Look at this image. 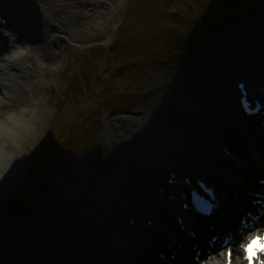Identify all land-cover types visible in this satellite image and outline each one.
<instances>
[{
	"label": "bare ground",
	"instance_id": "obj_1",
	"mask_svg": "<svg viewBox=\"0 0 264 264\" xmlns=\"http://www.w3.org/2000/svg\"><path fill=\"white\" fill-rule=\"evenodd\" d=\"M20 1L23 0H0V15L14 17L15 13L12 12L11 7L19 6ZM236 1L229 0V5L231 3L235 8L234 3ZM30 4L33 5L32 9L37 5V12H34L33 17L37 19L41 29L39 28V31L33 32L11 23L16 29L12 31L11 40L13 42L10 45L8 40L6 41L8 36H10L7 34L9 32L7 31L6 33V30L5 32L3 30L5 34L3 33L2 35L1 33L0 35L3 50L8 51L12 48L23 47L15 55L9 56V63L6 64V68L0 69L3 79L9 81V83L5 84L0 83V91H2V93L0 92V157L2 163L9 165L14 162L13 160L17 159H12L11 152L20 151L19 142L27 148V142L38 134L39 126L42 125L48 115L47 110L43 106L45 99L42 95L46 87L48 89L52 87L44 85L41 76L46 77L57 70L52 68L50 59L54 55L57 57L61 55L64 50V48H61L63 45H78L66 42L67 37L62 33L78 43L106 38L109 36L108 32L111 29L112 22L119 15L122 5L121 0H32ZM241 13L244 18L247 17L246 20L244 19L243 26L237 27V25L234 27L236 29L220 39L215 46H218V50H223L228 46L226 45L228 43L230 51L233 50V59L236 65H241L242 60L246 63L250 61L249 58H254L253 64L255 65L251 67L254 70L253 78L256 82L264 84V12L262 13L261 11L259 13L260 16H254V20L253 16L249 17L246 9ZM252 22L254 26H249ZM58 30L62 33L55 32ZM16 34L20 35L16 37ZM21 37L24 39H21ZM37 39H43L45 45L30 44ZM247 59L249 61H245ZM253 64L251 63L249 66H253ZM14 68H18L20 71L14 72ZM186 68H183V70ZM178 73L179 71L175 68L167 70L164 78H170V81L162 83V90L165 89L163 91L165 92V95L163 94L164 97L154 102L150 106L148 113L134 120L136 122L133 123V127L137 128L138 125L136 123L138 122L140 124L144 123L146 125L145 129L160 134L159 136L162 138L158 139L156 144L164 145L167 150H171V143L178 136L181 139L182 133L189 135L194 140V154L201 155L206 163V170L203 169V174L215 180V188L220 204L213 218L217 221L216 225L208 228L205 224L209 221V225L213 224L212 219L203 217L197 220L189 213H184L182 222L184 229L180 228V224L174 221L172 214H170V210H172L177 212L174 214L179 213L181 215V211L177 209L178 203H170L167 195L168 188L158 183V172L155 167H158V161H160L161 157H153L152 161L147 162L146 158L150 153L145 155L141 153L140 155L139 149L136 151L137 143L144 148L147 147L144 144L146 142L150 146H155L156 144H152L154 142L152 138L154 137L150 138L144 134L146 137H138L135 143L133 133L138 131L131 128V130L122 133L123 129L128 126L127 123H129L130 118L116 117L114 121H112L113 118H110L108 122L114 126L111 131V161L103 171L104 182L96 180V176L93 174V167L87 169L86 167L75 165L74 168L69 170L73 174L72 180H78L76 185L79 186L80 192L84 190L83 187H89L85 184L86 182L90 183L95 192H97V195L87 196L92 201H87L86 196L78 195L82 201L78 203L85 202L86 209L90 207L87 205L88 203H92L97 207L95 210L97 219L85 214L86 210L80 205L75 206L62 202L60 208L65 211L62 216L57 215L52 219V228L50 225L47 226L45 221L40 223V225H44L43 227H36L31 230V233H27L29 237L36 239L44 246V248H41L42 252L46 250L53 253L57 252L61 247L64 249V242L61 243L63 233L66 232L73 238H76L75 235L77 236L79 239L77 251H63L65 252L64 254L59 250L64 257L61 260H66L65 263L59 259L56 261L52 260L51 255L46 252L42 258L46 259L48 264H70L72 261V264H76L75 262H78V264H202L190 258L191 255H195V251L192 248L195 244L198 245L197 248L203 250L202 257H204L206 264H221L223 261L225 262L228 249L233 252V260L240 261L241 255L238 244L233 243L224 246L222 241H220L215 242L214 248H212L208 239L212 233L217 235L223 231L230 230L236 234L237 240H241L259 230V228H256L246 231L242 223H240V217L243 213L242 210L246 208L264 213L263 207L259 204L256 206L247 205L249 201L255 199L251 192L264 191V185L258 182V179H261L258 177L264 176V132H260L247 122H241L242 118L238 114L239 112H234L236 103L231 102V94L230 103L220 107L221 110L214 112L213 106H209L211 119L208 134L211 131L213 138H211V135L204 136L193 125L189 124L193 117H197V114L192 111L191 107L183 108V104L188 103L187 99L182 98L183 91L173 87L175 81L180 79ZM187 73H189V70H187ZM165 84L168 86V88L166 87L167 89ZM197 90L205 101L210 102L211 105L213 104L215 99L212 98L207 88L202 87ZM235 93L236 91L234 90ZM46 101H48V98ZM172 112L174 115L169 116ZM136 113L139 114L140 112H135L134 114ZM152 117L160 120L157 127L153 125ZM171 123L177 124V126L172 127L170 130L178 128L177 134L179 135H173L174 133L168 130ZM165 130L167 134L164 132ZM159 131L164 132V136ZM147 132L150 133L149 131ZM11 133L17 138L16 141H10L6 137ZM170 133L172 136H170ZM219 145H226L232 148V159L234 160L225 155L218 148ZM135 151L138 155H136ZM170 154L171 157L174 156L172 152ZM177 159L179 158L177 157ZM236 160H238V163ZM181 161L179 159V162ZM16 162L12 165H17ZM146 163H148L147 166H145ZM131 165H133V168H130ZM195 165V163L194 165L191 163H180V166L184 168L188 166L185 169L187 173L194 172V169L197 172ZM13 167L0 170V183L3 179L2 176H7ZM122 167L127 168L128 175L124 176L130 180L125 182L127 184L126 187L118 188L120 182L109 179L110 175L108 174L120 173ZM70 175L68 174L67 178ZM14 177L15 175L10 179ZM230 178L233 181L235 179L237 183L235 187L234 184L231 188L226 186L228 185L227 179ZM69 187L72 188L73 186ZM160 187L164 189L163 194L158 193ZM114 189H119L120 191H114ZM111 191L115 193L113 192L112 194ZM178 191L179 193L183 192L182 188H178ZM122 211L124 212L125 221L130 217L136 216L139 221L143 222L144 227L137 226L135 228L120 222L121 225L114 215ZM112 214L113 217L111 216ZM221 214H225V217L220 216ZM148 220H152L153 225L147 226ZM69 222L73 226L63 225ZM225 222H229L231 225L228 226ZM29 224L27 226L20 224L19 226L23 225L25 227V229L20 227V231L26 230L27 227H32L34 223ZM240 228H242L241 233L238 232ZM188 230L195 231L197 237L192 238L188 234ZM58 242L60 247L50 250V243L56 245ZM83 244H88L92 251L88 253L84 250ZM209 248H212L211 252H208ZM175 251L176 258L173 259L169 255L175 253ZM161 253L165 254V258H161ZM66 257H69V260H73L69 261L65 259ZM25 259L29 260V262L34 260L29 256ZM214 259H216L215 262ZM6 262L5 257L1 255L0 264Z\"/></svg>",
	"mask_w": 264,
	"mask_h": 264
},
{
	"label": "rangeland",
	"instance_id": "obj_2",
	"mask_svg": "<svg viewBox=\"0 0 264 264\" xmlns=\"http://www.w3.org/2000/svg\"><path fill=\"white\" fill-rule=\"evenodd\" d=\"M217 1L219 0H121L120 13L112 22L109 36L106 38L78 43L59 30L55 31L66 36V42L78 45H63L61 48L64 50L61 55L59 57L54 55L50 59L52 68L57 70L46 77L41 76L43 84L52 87L50 89L46 87L42 95L45 99L43 106L48 115L39 126L38 134L27 142V148L19 142L20 151L11 152L12 159L17 158L13 161H17L18 166L12 165L14 162L10 165L4 164L0 157L1 171L3 168L9 169L14 166L7 176H2L0 183L1 187L4 185L6 191L0 192L2 196L0 199V208L2 207L0 209V256L5 257L8 264L17 262L32 264L35 261L39 264H48V261L42 258L46 252L51 255L52 260L56 261L64 258L60 251L62 253L77 251L79 239L76 235V238H73L68 233H63L61 243L64 242V249L61 247L53 253L46 250L42 252L41 248L44 246L36 239L29 237L27 233H31V230L36 227H43L44 225L40 223L45 221L46 225L51 227L52 219L57 215L62 216L65 211L60 208L62 202L84 207L85 202L78 203L81 201L78 195L86 197L97 195L88 182L85 184L89 187H83L85 191L80 192L79 186L69 189L73 177L69 170L75 165L89 169L93 167L96 180L104 182L103 171L111 161V131L114 128L108 120L129 117L128 126L122 133L133 128L150 138L154 137L152 138L154 144L158 143L157 140L162 138L160 134L145 129L144 123H136L137 128L133 127V123L136 122L134 120L148 113L154 102L164 97L165 89L162 90V83L170 81V78H164L167 70L174 69L177 66L175 64L179 62L184 65L189 59L199 56L201 54L199 45L213 48L220 39L229 32H233L236 29L234 27L237 25L242 27L247 18V15L246 18L242 16L241 12L244 9L249 17L253 16V20L254 16H260L259 13L264 12V0H237L239 5L235 6L236 1L235 9L232 10H237L239 13L235 12L232 16L230 9L233 5L226 4L228 7L218 10L212 7L215 4L218 5ZM30 2L32 0H23L19 2V6L11 7L12 12L15 13L12 18L10 15H0V29H2L0 35L1 33L3 35L5 30L6 33L8 31L7 34L10 36L6 41L8 40L10 44L13 42L12 31L16 29L13 26L14 23L33 32L41 29L37 19L33 17L34 12H37V5L32 9L33 5ZM215 15L219 16L215 17ZM4 18H6L5 25L1 23ZM253 22L249 26H254ZM17 35L20 34H16V37ZM21 39L24 38L21 37ZM30 44L45 45L43 39L34 40ZM227 45L230 49V45L228 43ZM21 49L23 47L3 50L0 53V67H2L0 69L6 68L9 56L15 55ZM13 71L20 70L14 68ZM3 78L0 74L1 84L9 83ZM166 87L168 88L167 84H165ZM47 98L48 101H46ZM135 112L140 113L134 114ZM171 115L173 116L174 113H170L169 116ZM154 118L152 117L153 125L157 127L160 120L156 118L154 120ZM169 125L168 130L171 132L170 129L177 124ZM147 131L152 134L149 135ZM164 132L167 134L166 130ZM164 132L159 131L163 136ZM6 137L10 141L17 139L12 133ZM174 144L173 147L178 145L177 142ZM41 147H45L47 151L56 149L54 157L47 166H43L44 162L37 163V157L40 156L36 154L42 150ZM88 147H90L89 150H86ZM228 148L233 154L232 148ZM133 165L130 168H133ZM34 173L41 176V178L34 177L35 182L32 181ZM127 173V168L122 167L120 173L108 174L110 175L108 178L120 182L118 188H123L127 185L125 182L130 180L124 176L128 175ZM11 174L15 175V179L10 180ZM68 174L71 175L67 179ZM26 180L30 185L23 192L22 213H17L14 217L4 213V204L16 196L17 189L23 187L22 183ZM227 182L226 186L230 188L233 184L234 187L237 185L235 179L234 181L231 178L227 179ZM114 191L111 193L113 194ZM87 201L92 200L87 197ZM21 214L24 215L21 216ZM173 220L175 221V218ZM138 222L139 226L144 227L142 221L138 220ZM29 223L34 224L32 227H27V231H20V227L25 229L24 226ZM20 224L24 226H19ZM63 225L73 226L71 222ZM236 244L239 249V242L236 241ZM50 245V250L60 247L59 242L54 244L55 246L52 243ZM82 246L88 253L92 251L88 244ZM28 256L34 261L26 260ZM11 257H14V261L10 259ZM190 258L192 259L193 256ZM65 259L69 260V257ZM72 263L73 261L70 262ZM199 263L206 264L204 257H201Z\"/></svg>",
	"mask_w": 264,
	"mask_h": 264
},
{
	"label": "water",
	"instance_id": "obj_3",
	"mask_svg": "<svg viewBox=\"0 0 264 264\" xmlns=\"http://www.w3.org/2000/svg\"><path fill=\"white\" fill-rule=\"evenodd\" d=\"M206 17L209 18L210 15H206ZM198 48L201 53L199 56H196L193 59H189L187 64L181 65L180 62L175 64L177 65L175 66V68L176 70L179 71L178 74L180 76V79H177L175 81L173 87H176L175 89L182 90L183 91L182 98L187 99L188 101L187 104H183V108L191 107L193 109L192 111L195 114H197L196 115L197 117H193L192 121L189 124L190 125L192 124L193 127L196 128L198 131H200V133H202L204 136L211 135V138H213L211 131H209V134H208L209 123L211 119V117L209 116V109H210L209 106H213L212 108L214 112L216 110L217 111L221 110L220 107L230 103L229 98H230V95L232 94L231 102L236 103L234 110L236 111V108H237V110L242 115L241 122H247L250 126L252 125L253 127L258 126L259 123H261L262 115L259 114V115L252 116V117H245L246 116L245 111L242 106L243 91L241 90V88H244L245 90H248V91H250V89H255L259 91L260 93H264V84L256 82L253 78L254 70L253 68L251 69V67H254L255 65L253 64V62L255 61L254 58L253 59L249 58L250 61L248 59L245 60V61H249L246 63L244 62V60H242V63L238 62L241 65H236L233 59V51L232 50L230 51V49L227 47L224 48L223 50H218V46H215L212 48V47H204L203 45H199ZM248 63L250 64L252 63L253 66H249L250 64ZM183 68H186V69L183 70ZM187 70H189V73H187ZM202 87L207 88L212 98L215 99L212 105L210 104V102L205 101L203 99V96L199 94L197 89L202 88ZM234 90L236 91L235 94H234ZM245 99H249L253 101V99L249 96L245 97ZM258 99L264 104V100L260 96L258 97ZM177 132H178V128H174L171 130V133H174L173 135H179L177 134ZM181 135H182L181 139L179 136H178L179 138L177 137V139L174 138L175 140L171 138L173 140L171 145H173L174 142H177L178 144L176 145V147L171 146V150L165 149L164 145H161V144L150 146L149 143L143 142L144 144L147 145V147L144 148L141 144L137 143L136 151L137 149H139L140 155L141 153L144 155L146 153H150L147 155V158H146L147 162L152 161L153 157H156V156L161 157L160 161H158L159 163L158 167H155V169H157L156 171L158 172V179H159L158 183H161V184L163 183L165 185L167 176L170 175V173H174V172L180 173L181 171L184 170L183 174H189L185 171V169H187L188 166L184 168L183 166H180V163H191L193 165L195 163L197 172L195 171V169H194V172L193 171L192 172L197 177L206 180L210 185L215 186V180L203 174L204 172L203 169H205L206 163L204 159H202L201 155L194 154L195 153L194 152V147H195L194 140L189 135H185V133H182ZM170 136H172V134ZM133 137H134V142L136 143L138 137H146V136H144V134L140 132H135L133 133ZM183 142L184 144L182 145ZM152 144H154V142H152ZM223 146L225 145L218 146V148L222 152H223L222 150ZM136 151L135 153L136 155H138ZM170 152L173 153L175 158L174 156L171 157ZM176 156L182 161L179 162V159H177ZM147 164L148 163H146L145 166H147ZM35 174L36 173H34V175ZM34 175L32 176V179H33L32 181L35 180L34 177L41 178L39 174H36L35 176ZM171 176H173V174ZM22 178L23 177H21V179ZM13 179H15V177L10 180H13ZM76 183H78V180H72L71 185L73 187L72 188L68 187V188L73 189L75 186H77ZM22 184H23V187H20V189L19 188L17 189L16 196L9 199L4 204L3 212L8 213V215H11L12 217L16 216L17 213H22V209L24 206V203H21L24 197L23 192L30 185V183L28 180H26ZM11 189H13V187ZM0 192H6L4 190V185L1 187ZM168 193H174L173 186L168 185ZM0 198H2V196H0ZM87 205H89L90 207L86 209V206L84 205V209L86 210L85 214L90 215L94 219H97L95 215V210L97 208L92 203H88ZM92 207L95 209H93ZM22 215L24 214H21V216ZM111 216L113 217V214ZM114 217H116L119 222H123V218L125 217L124 212L122 211L121 213H117L114 215ZM10 259L14 261V257H11ZM61 261H63L64 263L66 262V260H61ZM75 263L78 264V262H75ZM4 264H8V263L6 262ZM32 264H39V263L35 261V262H32Z\"/></svg>",
	"mask_w": 264,
	"mask_h": 264
},
{
	"label": "snow or ice",
	"instance_id": "obj_4",
	"mask_svg": "<svg viewBox=\"0 0 264 264\" xmlns=\"http://www.w3.org/2000/svg\"><path fill=\"white\" fill-rule=\"evenodd\" d=\"M244 252L246 253L245 259L249 261V264H252V261L257 259L259 254H264V236L250 239L247 246L244 247ZM227 264H231V252L228 253ZM261 264H264V261Z\"/></svg>",
	"mask_w": 264,
	"mask_h": 264
},
{
	"label": "trees",
	"instance_id": "obj_5",
	"mask_svg": "<svg viewBox=\"0 0 264 264\" xmlns=\"http://www.w3.org/2000/svg\"><path fill=\"white\" fill-rule=\"evenodd\" d=\"M238 2V1H237ZM235 3V6H237L239 3ZM217 4L218 5H214V6H212V7H215V8H217L218 10H221V9H223V8H225V7H228V6H226V4L227 5H229V0L226 2V0H224V1H222V0H219V1H217ZM229 6H231V4L229 5ZM232 9H235V8H231L230 9V11L232 12V14H231V16L233 15V13H239L237 10L236 11H234V10H232ZM216 16H219V15H215V17ZM89 148L90 147H88L86 150H89ZM40 149H42L41 151H39L36 155L37 156H40V157H42L41 159H40V157H37L38 158V162L37 163H43L44 162V164H43V166H47L48 164V162H50V160H51V158H53L54 157V154H55V152H56V149H54V150H49V151H47V149L45 148V147H41ZM39 149V150H40ZM85 150V151H86ZM85 153V152H84ZM39 154V155H38Z\"/></svg>",
	"mask_w": 264,
	"mask_h": 264
}]
</instances>
